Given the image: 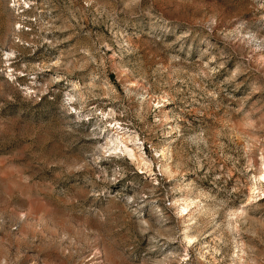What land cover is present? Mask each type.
I'll use <instances>...</instances> for the list:
<instances>
[{"label":"rangeland","instance_id":"obj_1","mask_svg":"<svg viewBox=\"0 0 264 264\" xmlns=\"http://www.w3.org/2000/svg\"><path fill=\"white\" fill-rule=\"evenodd\" d=\"M264 0H0V264H264Z\"/></svg>","mask_w":264,"mask_h":264},{"label":"bare ground","instance_id":"obj_2","mask_svg":"<svg viewBox=\"0 0 264 264\" xmlns=\"http://www.w3.org/2000/svg\"><path fill=\"white\" fill-rule=\"evenodd\" d=\"M262 176L264 177V174Z\"/></svg>","mask_w":264,"mask_h":264}]
</instances>
